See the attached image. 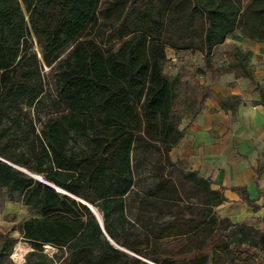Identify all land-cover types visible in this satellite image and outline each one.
Instances as JSON below:
<instances>
[{
	"label": "trees",
	"instance_id": "1",
	"mask_svg": "<svg viewBox=\"0 0 264 264\" xmlns=\"http://www.w3.org/2000/svg\"><path fill=\"white\" fill-rule=\"evenodd\" d=\"M101 2L0 0V116H25L20 133L33 136L24 147L13 148L0 128V208L12 201L31 214L0 232V264H17L11 256L19 237L30 247L23 264L247 263L249 250L263 253L259 263L264 264V230L216 215L213 208L229 201L223 190L170 157L188 124L217 109H209L206 99L231 116L243 104L239 96H225L200 82L198 75L228 72L244 79L258 93L254 105L264 111V85L254 74L250 53L231 42L223 50V64L212 59L215 48L235 32L264 44V0L107 1L103 11L113 8L117 20L105 33L107 40L119 39L114 49L87 33ZM167 49L198 53L204 68L190 72L181 64L167 74ZM45 65L54 96L44 79ZM44 97L48 106L39 110ZM40 113L45 117L36 132L33 120ZM134 151H156L160 157L156 180L139 197L141 208L169 216L159 221L158 231L147 217L141 231L133 232L143 249L126 240L133 227L125 210L134 184ZM55 187L94 207L118 247L85 204ZM229 189L240 196L235 204L260 208L245 186ZM57 198L67 200L69 208L58 225L49 226V204ZM192 198L197 203L180 204ZM164 229L172 237L150 246L148 237L158 239Z\"/></svg>",
	"mask_w": 264,
	"mask_h": 264
},
{
	"label": "rangeland",
	"instance_id": "2",
	"mask_svg": "<svg viewBox=\"0 0 264 264\" xmlns=\"http://www.w3.org/2000/svg\"><path fill=\"white\" fill-rule=\"evenodd\" d=\"M107 1L113 2L114 0H102L99 13L97 14L96 23L93 26H89L87 29V33L92 35L96 41L104 45L105 47L109 48H116L119 44V39L116 36H113L111 39H106V32L111 29L112 24H116V14L115 10L112 8L108 11H103V7L108 4ZM231 42H235L238 44L243 50H246L251 55V63L254 67V74L256 78L264 85V44L258 43L255 41L247 40L246 38H242L238 35L237 32L232 33L228 36L225 43L222 46H218L215 48L212 59L213 61L221 65L225 61V56L223 50L225 49L226 45H228ZM34 49H36L34 44ZM70 48H66L62 54L61 57H64L68 54ZM167 57L168 61L166 63L165 72L167 74H173L177 67L181 64H184L188 67L190 72H194V70L199 68H204V61L202 57L196 53V52H180L176 53L172 49H167ZM50 67L44 66L43 67V74L44 79L48 88V91L51 92V95L54 96V92L52 89V81L50 78ZM198 79L200 82L210 85L215 91L221 92L225 96L230 95H237L240 98V101L244 103L245 107L254 105V100L258 98L257 91L253 88L252 85H249L244 79H234L232 77L231 73L225 72L218 76H211L210 74H206L204 76H199ZM207 107L209 109H212L213 107H218L217 103L213 101L211 98L206 99L205 101ZM48 106V101L44 97L43 103L39 105V110ZM241 107V106H240ZM239 107V108H240ZM258 107V106H257ZM238 108V109H239ZM30 111L34 113L33 108H30ZM203 113H208L207 110L203 111ZM222 113V112H221ZM40 118L35 119L34 118V124L36 127V132H38V129L40 128V123L42 122L43 118L45 117L43 113L39 114ZM225 118V119H223ZM237 113L234 115L227 114V117L222 116V122L221 125L226 127V129L230 128L235 124L237 121ZM28 118L25 116H19L18 113H11L8 117H2L0 116V128L3 130H6L5 134L6 138L9 141H12L13 148H20L19 146L24 147L26 144V140L31 139L33 136L30 134L27 138H25V135H22L20 133L21 129L25 126L27 123ZM187 120H183L182 124H186ZM228 127V128H227ZM15 135V137L13 136ZM12 136V137H11ZM212 136V135H211ZM16 138L14 141L13 139ZM248 146V153L242 154L238 151V147L235 146V157H240L247 161L249 165L253 169V173L255 174V177L258 179L259 183L264 185V130L261 129H255L251 136L246 137V143ZM247 152V151H246ZM173 161H177V165L180 166L183 170L191 169L189 165V161L187 159L181 158V157H174L170 156ZM132 162H133V173H134V184L130 191V193L126 196V214L128 218L133 222V227L131 230H129L128 236H127V242L135 246L136 248H144L143 244L138 241V238L134 236V231H141V226L146 223L147 217H152V222L149 224V227L153 230H160V220L168 219V215L163 216H157L152 215L150 212H146L141 208V204L139 203V197L143 196L150 187L154 181L156 180V172L157 167L160 163V157L158 152L156 151H150L146 153L140 154L137 151H134L132 153ZM23 170H26L25 167H21ZM169 172V167H167L163 173L167 174ZM175 172L172 173V177H174ZM204 177H207L203 175ZM211 179V178H210ZM212 180V179H211ZM213 181V180H212ZM212 188L213 184H211ZM188 201V200H187ZM187 201L180 202V204H189L197 203V200L195 198H192ZM69 208V204L67 200L62 198H57L50 202L49 204V214L46 217L47 223L49 226H55L58 225L59 219L62 218L63 215L66 214L67 209ZM2 211V210H1ZM213 211L216 215L220 217H228L232 222H238L237 217L235 218L234 214V207L231 204H223L221 206H216L213 208ZM31 215L28 211H22L20 214H14L11 213L5 217V222L2 227L3 231H7L14 225H19L23 222V219L26 216ZM254 215V214H253ZM138 216H141V218H137ZM248 217L244 221L248 222L247 224H250L256 228L262 229L261 226H263V222L260 221V217ZM260 218V219H258ZM249 219V220H248ZM15 222V223H14ZM264 230V228H263ZM168 229L163 230V234L160 238L156 239L154 236H149L148 241L149 245L151 246L154 244H160L167 240H169L172 236H166L168 234ZM150 235H153L152 232H149ZM14 236H18L19 233L17 231L13 232ZM122 247V246H120ZM126 252L130 254H134L132 251L128 250L125 247H122ZM243 248V247H241ZM30 249L29 245L20 239L16 243L12 258L17 264H23L24 262V256L25 253ZM45 251L48 253H51V249L48 247H45ZM256 253L258 256H256ZM263 255V253H260L258 251L249 250L246 258L247 263H242L241 260L237 259L234 263H226L221 262L219 264H260L259 259ZM227 255H224V258ZM244 262V261H243Z\"/></svg>",
	"mask_w": 264,
	"mask_h": 264
},
{
	"label": "crops",
	"instance_id": "3",
	"mask_svg": "<svg viewBox=\"0 0 264 264\" xmlns=\"http://www.w3.org/2000/svg\"><path fill=\"white\" fill-rule=\"evenodd\" d=\"M240 106L236 111L237 121L230 128L227 127L228 129L221 125L222 116L227 117L228 113L218 107H213L217 108L215 111L198 114L188 124L185 136L171 149L170 156L187 159L191 169L210 177L213 180H211L213 187L222 189L229 200L219 206L231 204L238 221L256 215L261 218H258L260 223L264 221V185L259 183L247 161L235 157L234 148L237 146L242 154L248 153L249 148L245 144L246 137L251 136L255 129L264 130V111L259 105L252 104V106L245 107L243 103ZM240 185L245 186L248 197L256 199L255 203L260 205L257 211H253L246 203H234L240 200V196L231 191L229 187ZM22 211H27L22 204L12 201L5 202L0 208V232L3 231L2 227L7 215L20 214ZM261 228H264V224Z\"/></svg>",
	"mask_w": 264,
	"mask_h": 264
},
{
	"label": "water",
	"instance_id": "4",
	"mask_svg": "<svg viewBox=\"0 0 264 264\" xmlns=\"http://www.w3.org/2000/svg\"><path fill=\"white\" fill-rule=\"evenodd\" d=\"M23 170V169H22ZM31 176H33V177H35V178H37V179H39V180H41V178H40V176H38V175H34V174H30ZM55 190L57 191V192H61V193H63V194H66V195H68V196H71V197H73V198H75L76 200H79L80 202H82L83 204H85L90 210H91V212L95 215V217H96V219L98 220V222H99V224H100V227H101V229H102V231L104 232V234L106 235V233H105V231H104V229H103V225H102V221H101V218H100V216H99V214L97 213V211H96V209L94 208V207H92L90 204H88L87 202H85L84 200H81V199H79V198H77V197H74L73 195H71V194H69L68 192H66V191H64V190H62V189H60L59 187H55ZM106 237H107V239L108 240H110V242L111 243H114L107 235H106ZM115 244V243H114ZM116 245V244H115ZM117 246V245H116ZM118 247V246H117ZM119 248H121V247H119ZM122 249V248H121ZM124 250V249H123ZM125 251V250H124Z\"/></svg>",
	"mask_w": 264,
	"mask_h": 264
}]
</instances>
